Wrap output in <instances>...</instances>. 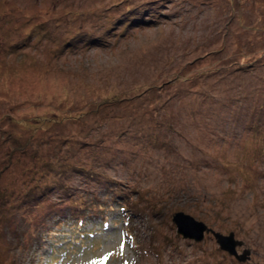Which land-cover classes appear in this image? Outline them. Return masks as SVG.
<instances>
[{
    "label": "rangeland",
    "instance_id": "374dc122",
    "mask_svg": "<svg viewBox=\"0 0 264 264\" xmlns=\"http://www.w3.org/2000/svg\"><path fill=\"white\" fill-rule=\"evenodd\" d=\"M262 49L264 0H0V264H264Z\"/></svg>",
    "mask_w": 264,
    "mask_h": 264
},
{
    "label": "water",
    "instance_id": "95a60500",
    "mask_svg": "<svg viewBox=\"0 0 264 264\" xmlns=\"http://www.w3.org/2000/svg\"><path fill=\"white\" fill-rule=\"evenodd\" d=\"M172 221L177 226V233L181 235L182 238H190L194 239L196 241H199L202 239L203 232H209L207 227L193 218L183 215L182 213H176L172 217ZM213 236L216 239V242L218 246L225 250H227L230 254H235V247H240L243 245L241 241H237L234 239L233 233H229L228 236L220 235L218 233L212 232ZM220 248V249H221ZM246 250L243 251V255L237 256L236 258L238 260H244L245 255L247 252Z\"/></svg>",
    "mask_w": 264,
    "mask_h": 264
},
{
    "label": "trees",
    "instance_id": "16d2710c",
    "mask_svg": "<svg viewBox=\"0 0 264 264\" xmlns=\"http://www.w3.org/2000/svg\"><path fill=\"white\" fill-rule=\"evenodd\" d=\"M258 9H259V8H258ZM259 10L262 11V8H260ZM257 14H258V13H257ZM259 50H260V49H259ZM259 50H258V51H259ZM262 51H264V49H262ZM259 52H260V51H259ZM252 53H253V50L251 49V51H249L248 54H252ZM261 57H262V58H261ZM263 57H264V53H263V56L258 55V56L255 57V59H253V57H252L253 60L251 61V63H254L255 61H258V60H260V59H261V60H264ZM249 63H250V62L247 61L245 64L248 65ZM245 64H244V65H245ZM244 67H245V66H244ZM59 116H60V115H59ZM54 119H55V120L52 121V122H54V123L60 120V119L57 118V116H55ZM45 121H46L45 119H40L39 121L36 120L35 123H34V125H35V126H41V125H43V124L45 123ZM6 159H7V158H4V159L0 162V165L2 166V170L10 169V168L12 167V162H13V160H11V159H9V160L7 159V160H6ZM27 171H28V172H27ZM27 171H25V172L29 173V171L32 172L33 170H30V169H29V170H27ZM36 186H37V185H36ZM36 186H35V187H36ZM39 194H40V195H44L43 192H39ZM0 195H1V194H0ZM82 208H83V207H82ZM0 210H1V206H0ZM74 213H75V212H74Z\"/></svg>",
    "mask_w": 264,
    "mask_h": 264
}]
</instances>
